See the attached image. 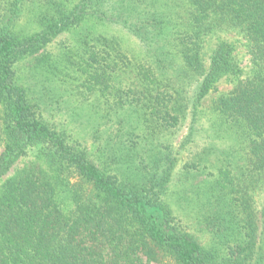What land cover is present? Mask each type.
<instances>
[{
    "label": "trees",
    "instance_id": "16d2710c",
    "mask_svg": "<svg viewBox=\"0 0 264 264\" xmlns=\"http://www.w3.org/2000/svg\"><path fill=\"white\" fill-rule=\"evenodd\" d=\"M260 192L264 0H0V264H264Z\"/></svg>",
    "mask_w": 264,
    "mask_h": 264
},
{
    "label": "rangeland",
    "instance_id": "374dc122",
    "mask_svg": "<svg viewBox=\"0 0 264 264\" xmlns=\"http://www.w3.org/2000/svg\"><path fill=\"white\" fill-rule=\"evenodd\" d=\"M27 19V16H25L23 19H21L20 23H25ZM67 35H62L57 37L50 45H48L46 48L40 50L38 53H36L34 56H31L30 58H26L25 60L21 61L18 63V74L22 80V82H24L27 85H36L39 80L41 79L40 77L43 76L45 78V69L43 70L44 72L41 73V75H36L34 77H32V74L35 73V69L39 68L41 65H37L38 64H42L43 62L45 63V56H50L52 59H54L56 56H58V54L61 52V48H62V44L64 41H66L65 38H67ZM129 44H131L132 46L135 47V42L134 40L125 39ZM239 53L241 54V59L243 60V62H245L246 57L244 56V49H238ZM39 72V71H38ZM40 78V79H39ZM230 85L229 84H220L218 86V92H226L230 89ZM216 96V94H212L211 96H209L203 103V107H208L211 100ZM203 120H206V118H204ZM185 133L182 132L181 135L183 136ZM210 133L205 134L202 138H198L197 139V143L198 144H194L195 147H203L205 145H207L208 143H216L217 145H220L219 140L215 141L214 139H210L209 138ZM179 140V136L178 139ZM264 192H260L256 197V206L257 208H261L263 201H264Z\"/></svg>",
    "mask_w": 264,
    "mask_h": 264
}]
</instances>
